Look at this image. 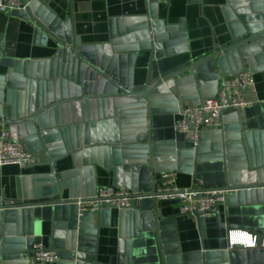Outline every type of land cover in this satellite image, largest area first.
<instances>
[{
	"label": "water",
	"instance_id": "water-1",
	"mask_svg": "<svg viewBox=\"0 0 264 264\" xmlns=\"http://www.w3.org/2000/svg\"><path fill=\"white\" fill-rule=\"evenodd\" d=\"M147 1L153 3L149 5L152 13L157 0ZM47 2L48 0H35L24 10L10 12L14 16L31 20L36 27L35 33L41 34L43 39L46 36L52 38L59 48L49 60L38 59L32 63L25 61L23 70L19 71L17 67L0 75V128H7L11 136L27 133L29 136L26 140L31 142L29 146L34 150L35 156L39 153L45 155L46 164L52 169L54 176L41 187L40 196L35 189L25 197L27 200L24 202L0 206V264H24L23 253H30L33 243L41 240L39 236L33 235L29 220L27 226L21 228L24 215L32 207L44 204L37 201L40 197L48 198L52 206L49 247L58 251L59 260L56 264H101L95 258V236L87 235L94 233L89 223L92 216H78L75 199L62 198L63 190L68 188L70 192L72 185L65 178L68 173H62L59 177L54 169V163L63 157V153L56 151L53 138L58 131L54 126L64 118L70 121L83 118L85 121L89 116L90 119L99 120L103 117L112 118L108 123L106 137L99 134V131L88 136L89 128H95L96 123H86L80 128L83 133L82 139L77 143L80 151L74 150L76 144L66 150H72L74 159L82 156L85 164L89 156H96L100 163L103 152L111 153L109 167L114 168L117 174L123 173L125 178L134 180L132 189L137 191L134 197L141 199L138 207L133 200V206L126 214L131 218L135 236H139L141 231H154L162 264H246L242 257L248 255V252L238 250L236 246L229 250L208 252L211 257H215L208 261L201 253L180 254L176 238H170L167 232L174 223V216L160 218L157 214L158 193L154 178L150 187L142 186L136 183L135 173L147 176L154 170L181 168L182 160L179 159L177 164L172 163L175 154L179 158L193 155V162L206 158L200 153L201 149L182 153L175 151L173 141H152L149 130L145 132L143 128L145 115L149 117L151 111L155 110L172 111L170 106L174 104L171 100L173 96L181 108L183 100L195 99L196 88L200 98L210 95L208 90L215 87V80L220 78L214 66L223 73L226 64H231L233 72L246 67L253 71L252 64L246 66L244 58L253 52H260L258 45L264 44V5L244 1L234 5L233 16L237 20L238 29L233 32L231 43L224 47L214 44L212 52L193 59L162 77L151 79L148 76L145 85L136 89L129 82L136 51L150 49L151 61L187 51L185 32L179 31L181 25H165L157 19H149L145 24V33H142L145 34L144 41L128 44L129 38L115 39L116 35L111 34V41L106 45H82L79 37L72 34L70 20L61 21ZM150 16L156 17L153 14ZM115 22L120 23V19L111 21ZM30 64L31 69H34L33 73L29 71ZM68 81L70 82L67 83ZM159 106L166 108L159 109ZM59 110L65 114L61 119H48V114ZM16 130H20L17 135ZM234 136L237 138L236 142L230 141L229 138ZM239 136L237 133L227 135L224 154L219 152L212 158L224 159L226 162L228 184L239 189L264 186V153L258 169L247 174L245 151L238 140ZM136 142L139 145L135 149L139 148L134 153L129 143ZM146 148L148 151H144ZM216 148L220 150L221 146ZM117 184L121 185L120 182ZM124 184L122 186L128 187ZM17 199H22L20 190ZM212 213L222 226L218 205ZM199 214L194 212L197 219ZM8 224L16 225V239L11 237L12 241L7 236L13 233L12 225ZM262 253L253 249L251 255L256 259Z\"/></svg>",
	"mask_w": 264,
	"mask_h": 264
},
{
	"label": "crops",
	"instance_id": "crops-1",
	"mask_svg": "<svg viewBox=\"0 0 264 264\" xmlns=\"http://www.w3.org/2000/svg\"><path fill=\"white\" fill-rule=\"evenodd\" d=\"M243 1L264 5V0H157L152 13L147 0H48L47 5L61 21L70 20L72 34L79 37L82 45H106L111 41V34L116 35L115 39L129 38L130 41L125 40L129 42L128 44L144 41L146 38L142 33H145V24L149 19L152 21L157 19L165 25H181L179 31L185 32L187 51L152 61L150 49L136 51L129 82L137 89L145 85L148 76L151 79L162 77L187 65L191 60L212 52L214 44L224 47L231 43L233 32L238 29L233 7ZM152 14L156 17H149ZM116 19H120V23H111ZM35 29V24L29 19L0 12V75H5L17 67L19 71L23 70L25 61L30 63L38 59L46 61L55 55L59 48L56 41L48 36L43 39L41 34L35 33ZM258 46L260 52H253L244 58L246 66L252 64L254 68L252 74L254 90L245 89L242 92L251 103L235 116L228 115L226 120L228 125L226 132L240 134L238 140L245 151L247 174L258 169L264 153V44ZM214 70L220 75V78L215 80L217 86L221 80L231 78L235 74L231 64L224 66V70L222 69L224 73L220 72L217 66H214ZM29 71L32 73L34 71L31 64ZM193 104L189 100L181 102L183 108ZM161 108L164 109V106H159V109ZM80 112L82 113L81 109ZM64 115L63 111L59 110L48 114V119L55 117L61 119ZM81 116L85 117L83 114ZM181 117V112L176 110L151 111L147 126L152 141H173L175 151L189 149L190 143L173 128L174 123ZM88 118L85 121L83 118L73 121L64 118L54 126L58 131L53 138L56 151L63 153V157L54 163L55 173L59 177L62 173H68L65 178L72 185L70 192L68 188L63 190L62 198L86 195L101 186L120 187L125 185L124 183L127 184L128 187L125 188L129 192L137 193L132 189L133 179L125 178L123 173L117 174L114 168L109 167L111 153L103 152L100 163L97 162L96 156H89L85 164L82 156L74 159L72 150L69 152L66 150L72 144H76L74 150L80 151L81 148L77 147L83 135L80 128L86 123H96L95 128L93 127L96 131L90 127L88 136L91 137L99 131V134L106 137L108 123L112 118L103 117L100 120L90 119L91 116ZM19 133L20 130H16V135ZM229 140L236 142L237 138L234 136ZM211 143V140L208 141L206 151L211 150L209 145ZM134 144L139 145L137 142ZM144 151H148V148ZM205 156L206 158L198 159L196 162H193L192 155L180 158L183 163L181 168L176 170V185L179 188L194 187L198 181L205 186L228 184V170L224 159ZM163 171L154 170L147 175L148 177L135 173L136 183L150 187L154 178L158 187ZM53 174L52 169L46 164L43 153L37 154L36 162L26 167L20 168L16 165L0 167V206L9 205V201L24 202L27 200L25 197L35 189L40 196L41 187L50 182ZM256 179L258 181V178ZM240 180L243 181L242 178ZM262 181L264 183V180ZM118 182L121 185H118ZM18 190L22 196L21 200L17 199ZM37 201L44 204L32 207L29 213L24 215L21 228L26 227L29 220L33 235L39 236L44 245L50 246L52 206L48 198L40 197ZM218 211L222 226L213 214L199 216L197 219L193 214L180 212L179 200L157 198L158 216L160 218L174 216V223L167 232L170 238H176L180 254L201 253L207 261L210 258L215 259L208 252L226 249L228 232L232 230H242L264 238V186L236 188L225 202L218 204ZM126 213L127 211L112 208L92 215L89 223L94 233L87 235L95 236L93 242L96 260L101 264H162L154 231H141L139 236H135L131 218ZM8 225H12L13 233L7 236L16 239V225ZM253 249L263 253L254 259L251 255ZM242 251L248 252V255L242 257L246 264H264V248H247Z\"/></svg>",
	"mask_w": 264,
	"mask_h": 264
},
{
	"label": "built area",
	"instance_id": "built-area-1",
	"mask_svg": "<svg viewBox=\"0 0 264 264\" xmlns=\"http://www.w3.org/2000/svg\"><path fill=\"white\" fill-rule=\"evenodd\" d=\"M35 0H0V12L10 13L12 10H24ZM152 2H148L150 5ZM153 4V3H152ZM253 71L246 67L235 72L231 78L221 80V83L208 90L210 95L200 98V93L196 88L193 105L185 108L176 103V97L171 100L174 102L170 106L172 110L180 111L181 118L177 120L173 128L181 133L186 141L190 143L187 150H177V152L187 153L201 149L200 153L210 157L216 156L221 152L224 154V143L227 135V116H235L241 109L251 103L242 92L245 89L254 90ZM166 107H164L165 109ZM162 109V108H161ZM148 117L145 115L144 131H148ZM29 135L24 132L21 136H11L7 128H0V167L5 165H16L20 168L32 165L36 162L34 150L29 146L31 142L27 139ZM212 141L211 150L206 151L208 141ZM132 151L137 153L134 143H129ZM221 146L217 150V146ZM209 148V149H210ZM193 156V155H192ZM172 163L177 164L179 157L174 155ZM177 169L164 170L160 175V180L156 191L157 198L177 199L180 201V212L193 214L199 212V216H210L212 210L220 202H225L228 195L235 191L237 187L231 184L225 186H205L202 182H196L194 187L179 188L176 185ZM234 186V187H233ZM239 189V188H238ZM137 193H131L124 186H101L86 195L76 196L75 199L78 216H92L95 213L116 208L128 211L132 208V201L137 204L140 197H134ZM17 201H9V205H16ZM237 247L240 250L247 248H264V238L255 234H250L242 230H232L228 232L227 250ZM24 264H56L59 260L58 251L43 244L40 240L33 243L30 253H23Z\"/></svg>",
	"mask_w": 264,
	"mask_h": 264
}]
</instances>
